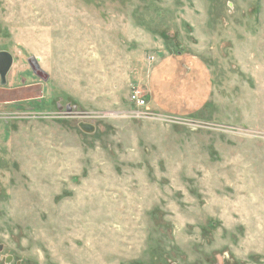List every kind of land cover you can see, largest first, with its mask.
Masks as SVG:
<instances>
[{
  "label": "rangeland",
  "instance_id": "obj_1",
  "mask_svg": "<svg viewBox=\"0 0 264 264\" xmlns=\"http://www.w3.org/2000/svg\"><path fill=\"white\" fill-rule=\"evenodd\" d=\"M0 49V264H264V0H0Z\"/></svg>",
  "mask_w": 264,
  "mask_h": 264
},
{
  "label": "crops",
  "instance_id": "obj_2",
  "mask_svg": "<svg viewBox=\"0 0 264 264\" xmlns=\"http://www.w3.org/2000/svg\"><path fill=\"white\" fill-rule=\"evenodd\" d=\"M168 63L169 62H167V64ZM149 70H150V73L147 75L146 81H147V84H148V89L150 91L149 92L150 96L152 95L151 97L154 98L156 101H158L157 103L159 105H161V107L163 109H166V107L168 105L166 98L160 97L159 96L160 94L157 95V96H155V95L157 94L156 91H158V92L160 91L161 93L172 91L173 83H171V78L169 77V75H172V73H169V75L166 76L168 73H165V70H164V67H163L162 63H160V65H158V67L155 65ZM168 77H169V79H168ZM7 78H8V80L10 78L9 72H8ZM157 111L159 112V110H157ZM151 113H153L154 115L158 114V113H155V112H152V111H151Z\"/></svg>",
  "mask_w": 264,
  "mask_h": 264
},
{
  "label": "water",
  "instance_id": "obj_3",
  "mask_svg": "<svg viewBox=\"0 0 264 264\" xmlns=\"http://www.w3.org/2000/svg\"><path fill=\"white\" fill-rule=\"evenodd\" d=\"M30 66L32 68V71L39 76L42 80H46L48 78V73L45 71L43 72L38 64V61L31 57L29 58ZM13 59L12 55L8 51H0V78L1 83H4V80L6 78L7 72L9 71L10 67L12 66ZM79 127L85 131L92 132L94 131V126L90 122H80ZM3 249V245L0 244V250ZM12 260V256L6 255L5 262H9Z\"/></svg>",
  "mask_w": 264,
  "mask_h": 264
},
{
  "label": "built area",
  "instance_id": "obj_4",
  "mask_svg": "<svg viewBox=\"0 0 264 264\" xmlns=\"http://www.w3.org/2000/svg\"><path fill=\"white\" fill-rule=\"evenodd\" d=\"M155 57L154 56H150L149 57V61L152 62L154 61ZM142 90L139 87H133V89L130 91L129 94V102H131L132 104L135 105L136 110L133 111V113L136 116H147L150 117L152 115H154L153 113L147 111L146 107L148 106V100L147 98H145V95H143ZM5 117V120H7V118L9 116H5V115H1L0 113V118Z\"/></svg>",
  "mask_w": 264,
  "mask_h": 264
},
{
  "label": "flooded vegetation",
  "instance_id": "obj_5",
  "mask_svg": "<svg viewBox=\"0 0 264 264\" xmlns=\"http://www.w3.org/2000/svg\"><path fill=\"white\" fill-rule=\"evenodd\" d=\"M0 51H4V49H0ZM6 51V50H5ZM9 52V51H8ZM10 53V52H9ZM11 54V53H10ZM12 55V54H11ZM12 59H13V57H12ZM14 60L15 59H13V63H12V65L14 64ZM39 64V63H38ZM12 67V66H11ZM11 67H10V69H11ZM10 69H9V71H10ZM8 71V72H9ZM8 72H7V75H8ZM32 73H33V71H32ZM7 75H6V78H5V80H4V83H1V78H0V88L2 87V88H5V89H9V88H7V86L5 85L6 83H7ZM39 77V76H38ZM30 85H33L32 83H30V84H24V80L23 79H21V84H20V86L21 87H23V86H30ZM39 98H42L41 96H38ZM37 97V98H38ZM3 103H8V102H6V101H4ZM56 108H57V110L61 113L62 111H64V112H62V113H65V115H71V114H73V113H75V114H83L82 112H80V111H77V107H76V105H71V104H69V103H67V104H65V106L63 107L62 106V104L59 102V103H57L56 104ZM3 115H5V116H9V115H7V114H4V113H2ZM1 114V115H2ZM46 113H44V115H45ZM86 123V122H85Z\"/></svg>",
  "mask_w": 264,
  "mask_h": 264
}]
</instances>
